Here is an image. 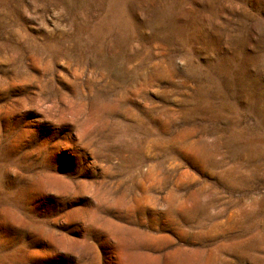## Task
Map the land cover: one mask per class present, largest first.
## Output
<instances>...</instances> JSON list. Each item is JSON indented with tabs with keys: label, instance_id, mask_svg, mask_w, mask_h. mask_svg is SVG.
I'll list each match as a JSON object with an SVG mask.
<instances>
[{
	"label": "rangeland",
	"instance_id": "1",
	"mask_svg": "<svg viewBox=\"0 0 264 264\" xmlns=\"http://www.w3.org/2000/svg\"><path fill=\"white\" fill-rule=\"evenodd\" d=\"M0 264H264V0H0Z\"/></svg>",
	"mask_w": 264,
	"mask_h": 264
}]
</instances>
